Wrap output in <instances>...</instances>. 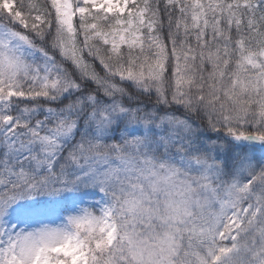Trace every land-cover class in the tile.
Returning a JSON list of instances; mask_svg holds the SVG:
<instances>
[{
    "label": "snow or ice",
    "instance_id": "obj_1",
    "mask_svg": "<svg viewBox=\"0 0 264 264\" xmlns=\"http://www.w3.org/2000/svg\"><path fill=\"white\" fill-rule=\"evenodd\" d=\"M0 264H264V0H0Z\"/></svg>",
    "mask_w": 264,
    "mask_h": 264
}]
</instances>
